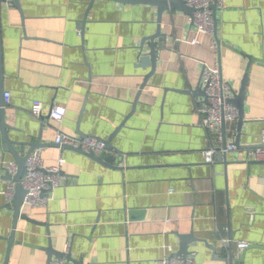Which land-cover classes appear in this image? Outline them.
I'll list each match as a JSON object with an SVG mask.
<instances>
[{
    "label": "crops",
    "instance_id": "obj_1",
    "mask_svg": "<svg viewBox=\"0 0 264 264\" xmlns=\"http://www.w3.org/2000/svg\"><path fill=\"white\" fill-rule=\"evenodd\" d=\"M90 1L21 0L25 17L2 2L0 101L2 90L11 92L10 138L41 143L46 165L60 155L66 162L54 199L43 207L22 201L14 228L1 160L16 158L0 146V264H46L50 244L58 252L69 244L81 264H156L178 254L180 235L190 231L198 241L188 245V257L199 264H230L227 239L234 264H264V159L249 155L264 134V0H221L216 31L197 44L184 40L195 35L192 16L165 11L167 41L142 90L151 66L139 65L140 46L158 29V7L95 0L89 9ZM218 56L232 90L239 91L247 71L249 79L242 146L227 153L230 163L211 164L203 151L234 143L239 132V117L225 125L222 141L201 125L204 97L193 91ZM36 101L43 102L40 117L31 113ZM60 106L63 121L47 117ZM122 122L112 166L56 143L59 133L80 131L108 139ZM239 240L251 245L238 249Z\"/></svg>",
    "mask_w": 264,
    "mask_h": 264
},
{
    "label": "built area",
    "instance_id": "obj_2",
    "mask_svg": "<svg viewBox=\"0 0 264 264\" xmlns=\"http://www.w3.org/2000/svg\"><path fill=\"white\" fill-rule=\"evenodd\" d=\"M7 5H11L12 0H5ZM185 3L196 9L191 18L194 26L195 35L190 39H184L191 44L200 42L202 34H212L215 32L216 20L214 18V5H219L221 0H185ZM217 40L212 41V49L218 54L220 47ZM201 86L206 91V97L199 104L198 111L201 113V125L205 127L208 133H215L222 141L225 137L226 124L235 121L239 117V108L233 104L232 86L228 80L223 77L220 57L218 56L212 66H205L201 71ZM5 102H11V92H4ZM43 102L36 101L33 104L31 113L40 117L42 116ZM65 107L55 108L51 116L58 122L63 121L65 117ZM56 143L60 147L69 146L72 148H81L86 154L103 155L110 150L106 146L104 139L96 135L80 136L59 133L56 137ZM235 143H228L227 146H213L203 151L205 162L216 163V156L219 152L235 151ZM250 158L264 159V134L260 136L256 145L249 150ZM66 158L60 155L55 164L46 165L42 149H35L28 154L26 159L27 171L22 178V185L26 189L23 204L27 206H46L50 200L54 199L55 190L60 187L65 179L64 163ZM1 166L8 172L12 178L7 180V187L3 190L6 202L12 203L16 194V181L14 177L19 171L16 160H1ZM229 242L230 240H224ZM237 248L245 250L251 243L246 240H239ZM70 245H66L65 253H68ZM50 264H72L66 256L54 257ZM156 264H199L194 257L183 258L178 254H171L167 257L157 260Z\"/></svg>",
    "mask_w": 264,
    "mask_h": 264
},
{
    "label": "water",
    "instance_id": "obj_3",
    "mask_svg": "<svg viewBox=\"0 0 264 264\" xmlns=\"http://www.w3.org/2000/svg\"><path fill=\"white\" fill-rule=\"evenodd\" d=\"M5 0H0V20H1V5L2 2H4ZM95 0H91L89 3V9L90 7H92V4ZM121 2H131V3H148V4H153L155 6L158 7V18H157V22L159 23L158 25V29L157 31L149 36L144 37V39H142V44L140 46V62L139 65L143 68L151 66V70L145 74V81L142 84L141 90L145 87V85L148 83L150 77L152 76V74L156 71L157 65H158V57L157 54L159 52V49H161L164 45V42L167 41L166 39V34L164 32H162V17L165 11L169 10V9H180V10H184L187 13H189L192 17L194 12L196 11L195 8L189 6L188 4L185 3V0H118ZM12 6H15L16 8H18L21 13L24 16V12H23V8L21 5V0H12L11 2ZM214 9V18L216 20V10H217V4L214 5L213 7ZM87 16L88 14L86 13L85 17L83 18V20L80 23V28H81V33L84 34L85 33V29H86V24L85 22L87 21ZM216 25H217V20H216ZM215 31H216V27H215ZM156 39L159 40V43H156ZM150 41V45H149V49L146 48L147 43ZM148 49V50H146ZM263 64V63H262ZM0 79H1V84L3 81V62H2V44H1V26H0ZM249 79V72L247 71V73L245 74V77L243 79L242 85L239 89V91L234 90V96L230 99V101L235 104L237 106V108H239V120H238V126H239V132H238V136L235 140V144L238 147L242 146L241 143V136H242V129H243V122L245 119V108H244V103H245V98L247 95V90H246V84L247 81ZM2 88V85H1ZM4 90L1 91V101H0V146L2 147V149L6 152V151H10L14 154L16 161L18 162V167H19V171L17 173V175L14 177L15 181H16V194L14 197V200L12 203H10V205L13 206L14 208V220H15V224H14V228L17 227V222H18V218L20 216V210H21V204L22 201L24 200L25 194H26V189L24 188V186L22 185V178L24 177V175L26 174L27 171V167H26V159L28 154H30L32 151L35 150V148H40L41 147V143H32V142H23V143H18L15 142L14 140H12L10 138L9 132H8V128L9 125L6 122V118H7V114H6V102H5V97H4ZM194 94L196 96L199 95H203V97H206V91H204V89L202 88L201 84L199 83L198 87L193 91ZM137 101H135L134 105L136 104ZM48 118L51 117V115L47 116ZM125 122H122L117 128H115L116 130L111 134V136L108 139H104L106 142V146L109 148V150H114L112 151L111 154H103V155H96V154H89L90 157H92L93 159H97L100 162H102L105 165L108 166H112V164L118 159L116 152H118L117 147H114V145L112 144V140L114 138V136L121 130V128L124 126ZM80 136L84 137V136H88V134L80 131ZM101 138V137H99ZM29 145L30 146V150L28 152L24 150H22V152L20 153L18 149H16V145ZM225 147L227 146L226 143ZM58 145V144H57ZM59 146V145H58ZM64 147H68V148H72L69 146H64ZM74 150H78V151H82L81 148H72ZM227 153L228 152H219L218 155L216 156V160L220 159L226 162V163H230L229 161L226 160L227 157ZM5 170V169H4ZM3 179H11L12 176L7 172L6 175L1 176ZM14 234H15V229L12 231L11 235H10V242L12 243L14 241ZM180 239H181V245H180V252L178 253V255H181L183 258L188 257L190 251H188V245L190 243H195V241H198L197 236L195 235V233L193 231H190L188 234L185 235H180ZM226 244L228 245L229 249H230V256L229 258H227L230 262V264H234V251L232 249V245H231V241L226 242ZM213 250H215V247H212ZM48 254L50 255V258L48 259L46 264H50V262L52 261L54 256L57 257H62V256H66L69 260V262H71L72 264H81L78 260H76L72 254L70 253H65V252H58L56 251L53 246L50 244L47 248H46ZM226 259V258H225Z\"/></svg>",
    "mask_w": 264,
    "mask_h": 264
}]
</instances>
